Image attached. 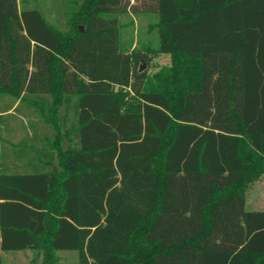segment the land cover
<instances>
[{
    "label": "trees",
    "instance_id": "obj_1",
    "mask_svg": "<svg viewBox=\"0 0 264 264\" xmlns=\"http://www.w3.org/2000/svg\"><path fill=\"white\" fill-rule=\"evenodd\" d=\"M131 11L156 14L157 46L122 43ZM23 117L45 130L16 141ZM6 142L32 171L8 172ZM262 175L264 0H0L2 251L264 264V209L246 207Z\"/></svg>",
    "mask_w": 264,
    "mask_h": 264
},
{
    "label": "rangeland",
    "instance_id": "obj_2",
    "mask_svg": "<svg viewBox=\"0 0 264 264\" xmlns=\"http://www.w3.org/2000/svg\"><path fill=\"white\" fill-rule=\"evenodd\" d=\"M143 0H130L132 5L141 6ZM133 8V7H132ZM131 8V9H132ZM131 15L123 17V21L128 22L122 28V43H126L131 32L134 33L136 39H149L153 46L158 45V32L156 27H151L157 16L155 13H138L131 11ZM52 20H55V13L48 14ZM63 19V18H62ZM133 19V24L130 20ZM130 22V23H129ZM171 64V55L156 54L152 55L150 63L145 64L144 69H147L149 74H153L164 66ZM247 203L246 207L249 210L264 209V175L256 181L250 183L246 189ZM0 254L4 264H30L33 255L30 253L24 254L22 252H4ZM61 264H78V253L75 250L61 251Z\"/></svg>",
    "mask_w": 264,
    "mask_h": 264
},
{
    "label": "crops",
    "instance_id": "obj_3",
    "mask_svg": "<svg viewBox=\"0 0 264 264\" xmlns=\"http://www.w3.org/2000/svg\"><path fill=\"white\" fill-rule=\"evenodd\" d=\"M22 128L20 127L17 130V134H16V141H20V139L26 138L27 136L32 137L34 134V131L32 129V127H34L36 125V123H39L40 125V133L43 131V129L45 130V125L43 124L42 121L38 122L37 118H33L31 120V122L28 121V119H26L25 117H23L22 120ZM6 145V146H5ZM3 145L2 150H3V164L5 165L6 169L8 170V172H21V173H25L28 171H32L34 169V165H33V157L30 156V153L27 152L25 149H21L20 147H18L16 150L13 149L12 146H10L9 142H6V144ZM3 199H0V202H2ZM1 240H2V236H1V230H0V254H3L1 251ZM22 252L24 254H32L33 252L30 250L27 251H19Z\"/></svg>",
    "mask_w": 264,
    "mask_h": 264
},
{
    "label": "water",
    "instance_id": "obj_4",
    "mask_svg": "<svg viewBox=\"0 0 264 264\" xmlns=\"http://www.w3.org/2000/svg\"><path fill=\"white\" fill-rule=\"evenodd\" d=\"M82 29H83V27H82ZM144 66H145V64L143 63V64L141 65V69H143V68H144Z\"/></svg>",
    "mask_w": 264,
    "mask_h": 264
}]
</instances>
